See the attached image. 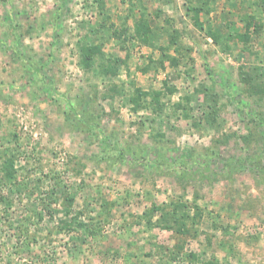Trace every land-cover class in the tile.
<instances>
[{"label": "rangeland", "instance_id": "obj_1", "mask_svg": "<svg viewBox=\"0 0 264 264\" xmlns=\"http://www.w3.org/2000/svg\"><path fill=\"white\" fill-rule=\"evenodd\" d=\"M2 185L0 264H264V0H0Z\"/></svg>", "mask_w": 264, "mask_h": 264}, {"label": "trees", "instance_id": "obj_2", "mask_svg": "<svg viewBox=\"0 0 264 264\" xmlns=\"http://www.w3.org/2000/svg\"><path fill=\"white\" fill-rule=\"evenodd\" d=\"M139 28L140 27H138V29H137V31L139 32ZM142 37H144L145 36V33L143 34V35H141ZM10 161L9 160H7V161H5L3 164V166H2V169H4V173H5V177L8 179V180H11V178L13 177L12 176V174L8 171V169H7V164H11V163H9ZM2 187H3V189H0V201H1V199H3V197H6L7 196V194H8V187H6V186H3L2 185Z\"/></svg>", "mask_w": 264, "mask_h": 264}]
</instances>
